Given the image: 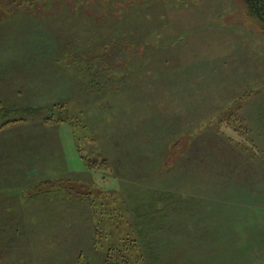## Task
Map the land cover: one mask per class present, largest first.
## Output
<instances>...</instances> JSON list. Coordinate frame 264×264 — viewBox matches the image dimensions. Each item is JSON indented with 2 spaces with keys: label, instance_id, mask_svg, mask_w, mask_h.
Wrapping results in <instances>:
<instances>
[{
  "label": "rangeland",
  "instance_id": "1",
  "mask_svg": "<svg viewBox=\"0 0 264 264\" xmlns=\"http://www.w3.org/2000/svg\"><path fill=\"white\" fill-rule=\"evenodd\" d=\"M0 160V264H264V31L244 0H0Z\"/></svg>",
  "mask_w": 264,
  "mask_h": 264
},
{
  "label": "trees",
  "instance_id": "2",
  "mask_svg": "<svg viewBox=\"0 0 264 264\" xmlns=\"http://www.w3.org/2000/svg\"><path fill=\"white\" fill-rule=\"evenodd\" d=\"M247 11L264 31V0H244Z\"/></svg>",
  "mask_w": 264,
  "mask_h": 264
},
{
  "label": "crops",
  "instance_id": "3",
  "mask_svg": "<svg viewBox=\"0 0 264 264\" xmlns=\"http://www.w3.org/2000/svg\"><path fill=\"white\" fill-rule=\"evenodd\" d=\"M12 134H14V132ZM10 141H12V140H10ZM16 142H18V141H16ZM61 147H62V143H61ZM12 203L14 204V198L11 196V193L10 192H7L5 190L2 191V189H0V210H1L2 207L6 206L5 208H6V214H7L8 212L12 211V207H9V206H12ZM7 208H9V211L7 210ZM9 214L11 216V213H9ZM2 216L3 215H0V217H2Z\"/></svg>",
  "mask_w": 264,
  "mask_h": 264
}]
</instances>
